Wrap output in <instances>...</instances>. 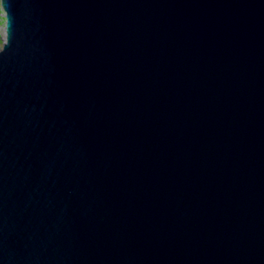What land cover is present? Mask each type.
<instances>
[{
    "label": "water",
    "instance_id": "1",
    "mask_svg": "<svg viewBox=\"0 0 264 264\" xmlns=\"http://www.w3.org/2000/svg\"><path fill=\"white\" fill-rule=\"evenodd\" d=\"M0 9V264H264V0Z\"/></svg>",
    "mask_w": 264,
    "mask_h": 264
},
{
    "label": "rangeland",
    "instance_id": "2",
    "mask_svg": "<svg viewBox=\"0 0 264 264\" xmlns=\"http://www.w3.org/2000/svg\"><path fill=\"white\" fill-rule=\"evenodd\" d=\"M4 15L0 10V47L4 42Z\"/></svg>",
    "mask_w": 264,
    "mask_h": 264
},
{
    "label": "trees",
    "instance_id": "3",
    "mask_svg": "<svg viewBox=\"0 0 264 264\" xmlns=\"http://www.w3.org/2000/svg\"><path fill=\"white\" fill-rule=\"evenodd\" d=\"M1 10V9H0ZM2 12V11H1ZM4 20V19H3Z\"/></svg>",
    "mask_w": 264,
    "mask_h": 264
}]
</instances>
